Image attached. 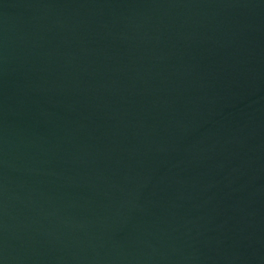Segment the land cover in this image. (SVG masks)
I'll return each instance as SVG.
<instances>
[{"label": "water", "instance_id": "95a60500", "mask_svg": "<svg viewBox=\"0 0 264 264\" xmlns=\"http://www.w3.org/2000/svg\"><path fill=\"white\" fill-rule=\"evenodd\" d=\"M0 264H264V0H0Z\"/></svg>", "mask_w": 264, "mask_h": 264}]
</instances>
